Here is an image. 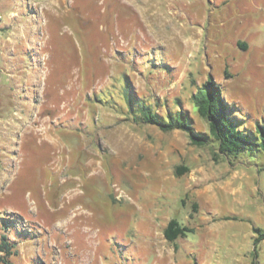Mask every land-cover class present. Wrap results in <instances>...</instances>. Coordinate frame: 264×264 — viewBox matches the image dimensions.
Instances as JSON below:
<instances>
[{
    "label": "rangeland",
    "instance_id": "obj_1",
    "mask_svg": "<svg viewBox=\"0 0 264 264\" xmlns=\"http://www.w3.org/2000/svg\"><path fill=\"white\" fill-rule=\"evenodd\" d=\"M210 75L246 126L264 124V0H0V237L17 241L11 260L264 264L253 231L264 232V158L135 120L141 102L162 115L182 106L207 131L190 98ZM172 216L199 228L169 242Z\"/></svg>",
    "mask_w": 264,
    "mask_h": 264
},
{
    "label": "trees",
    "instance_id": "obj_2",
    "mask_svg": "<svg viewBox=\"0 0 264 264\" xmlns=\"http://www.w3.org/2000/svg\"><path fill=\"white\" fill-rule=\"evenodd\" d=\"M226 76H230L227 70ZM209 78L210 81L193 92L190 98L196 113L206 122L207 131L198 130L190 110L182 106L174 110L167 108L166 114L162 115L146 102H141L136 109L135 120L157 126L164 132L184 131L191 144L196 146H205L214 142L217 144L218 151L227 157L249 155L264 158V124L257 123L254 129L246 126L242 112L227 101L222 89L223 85L215 83L212 75ZM188 170V167L179 165L175 172L177 175H182ZM15 216L19 224L23 217L22 215ZM190 216L192 217V214ZM230 218L235 219L236 217H224V219ZM1 220L4 223V230L9 231L15 228L14 219L1 217ZM253 231L257 234L254 241L257 244L264 239V232L259 227H253ZM189 232H194V228L182 225L176 218H172L163 234L168 241L174 242L178 238L187 237ZM18 253L17 241L10 239L7 234H2L0 237V263L15 264L11 257ZM192 264L200 263L194 260Z\"/></svg>",
    "mask_w": 264,
    "mask_h": 264
},
{
    "label": "crops",
    "instance_id": "obj_3",
    "mask_svg": "<svg viewBox=\"0 0 264 264\" xmlns=\"http://www.w3.org/2000/svg\"><path fill=\"white\" fill-rule=\"evenodd\" d=\"M2 1H3V0H2ZM52 1L55 2V3H59V2H61V1H63V0H52ZM4 3H5V2H4ZM52 12H54V10H53ZM13 14H17V13L11 11L10 13H8V17H9V16H12ZM18 14L20 15V13H18ZM46 25H47V27H48V25H49V21H48V19H46ZM45 27H46V26H45ZM45 34H46V32H45ZM46 88H47V87H43L44 90H46ZM44 92H45V91H43V94H45ZM45 97H46L45 95L42 96L43 99H45ZM42 101H43V100H42ZM42 103H45V102H42ZM42 108H43V105L41 106V110H42ZM41 112H42V114H45V116L48 117L49 119H50V118H53V116L51 115V113H48V112L46 113V111H45V112H44V111H41ZM64 115H65V114H64ZM1 209H2V208H0V210H1ZM3 210H6V209H2V211H3ZM7 211H8V210H7ZM172 218H175V217L172 216V217L168 218L167 221L164 222V225H163V231H164L165 227L167 226L168 222H169ZM176 219H177V218H176ZM177 220H178V219H177ZM178 221H179V220H178ZM179 222H180L182 225H185V224H186V223H183V222H181V221H179ZM186 226H189V227H191V228H194V232L197 231L198 228H199V227L196 228V227H194L193 225H191V226H190V225H186ZM163 235H164V234H163ZM165 239H166V238H165ZM178 239H179V238H178ZM178 239H176L174 242H176ZM166 240H167V239H166ZM167 241H168V240H167ZM169 242H170V241H169Z\"/></svg>",
    "mask_w": 264,
    "mask_h": 264
}]
</instances>
